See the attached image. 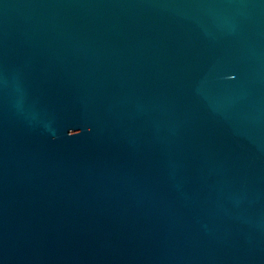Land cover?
<instances>
[{
  "label": "water",
  "instance_id": "95a60500",
  "mask_svg": "<svg viewBox=\"0 0 264 264\" xmlns=\"http://www.w3.org/2000/svg\"><path fill=\"white\" fill-rule=\"evenodd\" d=\"M0 264H264V0H0Z\"/></svg>",
  "mask_w": 264,
  "mask_h": 264
}]
</instances>
